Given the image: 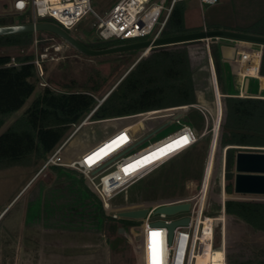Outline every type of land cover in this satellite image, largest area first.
I'll return each instance as SVG.
<instances>
[{"label":"rangeland","instance_id":"374dc122","mask_svg":"<svg viewBox=\"0 0 264 264\" xmlns=\"http://www.w3.org/2000/svg\"><path fill=\"white\" fill-rule=\"evenodd\" d=\"M118 1L119 0H90V8L99 12L100 16H104ZM219 1H224L222 4L228 5L227 2L230 0ZM153 2L167 6L170 0H153ZM5 5V2H0L1 11L5 8ZM184 5L186 8L185 21L188 27H199L203 24V21L205 24L214 21V23L219 24L217 27L228 29L234 26L231 24L232 22L235 23L237 19V8H228V6H220L219 8L203 6L200 8L197 0H186ZM16 15L17 13L4 12L0 13V18L4 20V24L17 25L18 19L15 17ZM239 18H241V15H239ZM29 20H27V22ZM92 23L93 20L87 17L82 20L74 30L68 33L78 42L94 45L99 41L97 40ZM41 33L36 35L41 37L50 36L49 33ZM54 39L56 42L40 46V49L48 55V60L42 64L43 75L39 77L40 80L36 92L26 102L21 111L8 121L6 126L28 107L33 97L43 87H50L59 92L86 90L93 96L97 103L98 101L104 100L134 64L150 53V51H148L143 55L144 50H137L133 54L124 52L100 57H89L76 52L59 38L54 37ZM214 42L215 45L219 44L217 43L219 41ZM212 43L211 40H208L187 45L169 46L166 48L170 50H187L190 55L193 56L192 58H194L193 60L195 61L194 64L199 65L198 63L203 56L204 50L206 51L208 59L210 53L209 46ZM57 46L60 47V50L56 52L54 48ZM40 49H37V51L39 52ZM1 54H9L13 58L26 54L33 55L34 57V48L31 45L24 50L17 48L2 49L0 50V55ZM247 67V72L256 76L257 66L247 65ZM199 74H203L204 76L203 72ZM248 79H251V77ZM255 79L257 81L253 84L257 89L252 91V93H260L261 95L259 96L264 97V80L257 79V77H255ZM234 80L237 82V79ZM96 86L97 90L93 91V88ZM231 86L233 88V85ZM202 88H205V86ZM233 92H235V87ZM248 92L241 93L245 95L248 94ZM241 93L238 92L234 94L240 95ZM201 95L204 97V94L201 93ZM213 95L212 100L211 98H205V101L201 98V103L205 106L199 105L205 107L210 113L208 117L212 125L211 130L208 129V132L211 134L208 144L205 142L198 143L202 136L207 133L208 121H204L202 116L195 111H189L186 117L187 120L185 118L182 120L183 123L194 124L198 127L199 132L203 129L202 133L198 135L197 142L199 144L197 148L203 150L201 155L199 154L198 162H196V167L199 169L198 178H189L192 174L187 173L186 176L188 180L180 184L184 186L185 196L183 199H172L170 193L182 188L172 186L174 183L173 172L180 169V166L183 167L187 160L190 161L189 153H187L188 150L170 161L165 171V177H167L168 174L172 176L173 181L168 179L169 182H173L170 183L169 187L168 185L158 187L157 184L160 181L158 178L150 180L148 184L154 185V187L148 188L150 198H147L148 200L140 204L125 206V209L151 208L170 202L184 200L186 198L189 199L198 193L210 153V146L212 144L213 132L211 131L212 128L215 127L216 98L215 94ZM219 99L221 103V97ZM198 112L200 113V111ZM182 115L185 117L186 111H182ZM162 120L163 119H158L154 121L155 123L142 124V131L156 127ZM131 123H133L131 120H115L111 122H96L90 120L77 132H75L77 125L72 127L67 131L63 139V141H65L74 133L62 151L63 159L65 161L78 160L82 154L91 150L109 136ZM178 128L179 126L175 124L168 125L166 128L161 129L137 146L136 149L153 143L171 134ZM217 142L218 141H216L215 145L216 149L213 157L212 174L209 182L206 205L210 196L209 194H211L210 192H212L215 187V177L219 172H221L220 178L222 187V165L223 161L225 162V149H220ZM90 161H92V158ZM43 163L44 162H39V164L33 168L13 167L0 170V212L22 190L24 185L33 178L28 186L19 193L16 199L7 208L5 217L0 221V264H17L18 257L23 260L25 255L36 263L47 262L46 258L49 253L47 254L48 251L45 248L44 250L41 249L42 242H39V234H36L33 238L28 236L21 238L20 226L25 216L29 218V216L32 215V217L37 216L36 220L32 219L33 223H35L34 225L45 227L52 223L48 220L54 218L55 214L64 225V248L61 254L68 258V264H140L138 228H135V226L125 228L118 225L115 233L108 234L106 223L98 214L97 203L90 195L93 193L89 189L83 176L76 171L66 168L59 171H53L51 168H47L41 172L40 169ZM193 163H195V161ZM201 170L203 173L202 177L200 173ZM165 177L164 180L166 179ZM226 185L227 181L224 180V186ZM223 196L224 198L220 196V209L214 217L219 218L221 216L222 199V202H224V216L221 217L224 218V242L228 264H264V233L254 231L232 214L235 210H241L246 206L264 207V196L237 195L234 194V192L232 194L225 193ZM115 208L121 209L123 207L117 205ZM229 213L231 215H228ZM41 218H43V220ZM217 224L215 244L218 248V245L221 246L222 242V228L220 222ZM135 225H138V223ZM29 243H33V246H35L32 253L24 252V245L20 246L21 244H25V246L29 247ZM19 246L22 248V250H20L21 253L18 251ZM44 246L45 245H43V247ZM39 250L41 251L40 253ZM59 261L61 262L63 260Z\"/></svg>","mask_w":264,"mask_h":264},{"label":"trees","instance_id":"16d2710c","mask_svg":"<svg viewBox=\"0 0 264 264\" xmlns=\"http://www.w3.org/2000/svg\"><path fill=\"white\" fill-rule=\"evenodd\" d=\"M251 8H237V16L243 13V20H238L233 31L246 35L264 37V0H253ZM184 3L177 2L166 26L162 37L184 35L202 31L199 29H187L184 26ZM17 25H25L30 22L27 14L16 15ZM27 20H29L27 22ZM0 18V27L9 26ZM207 30H218L217 26L206 24ZM40 34V33H38ZM55 38V35L49 34ZM33 33H22L0 36V50L17 48L27 49L32 45ZM209 46L213 60L217 86L221 95L222 117L219 126L218 144L220 149H225L224 187L226 194L233 193L234 159L238 152L264 153V98L227 96L220 64L218 46L214 41ZM89 49L99 50L124 44L121 41L97 42L87 45L79 42ZM198 43V42H191ZM185 43L183 45L191 44ZM259 52L261 47L252 45ZM130 54L135 51H130ZM259 56V55H257ZM187 50H170L166 47L152 48L148 56L140 59L122 77L116 86L109 92L107 97L98 106L91 117V121L113 120L132 116L148 111L187 107L185 119L189 111H195L205 121V118L191 105H203L201 98L213 99V87L208 66L206 51L199 60V65L194 64V58ZM12 57L9 54L0 55V170L13 167H33L39 162H44L54 149L63 141L65 134L72 127L78 125L83 118L97 105L95 99L88 91H55L50 87H43L31 100L28 107L19 116L6 126L8 121L18 114L26 102L34 95L39 84V75L35 66L31 63L33 55H19L15 58L17 66H7ZM204 73L199 74V73ZM258 75L264 77V47ZM204 79H203V77ZM205 86V88H202ZM97 90V86L93 91ZM204 94V97H202ZM200 94V95H199ZM187 120V119H186ZM207 133L202 136L200 143H209L211 137L212 122L207 116ZM187 122V121H186ZM205 123V122H204ZM198 136V127L188 123ZM204 128V127H203ZM209 129V130H208ZM196 143L189 153L190 161L187 160L183 167L168 174L165 177L169 162L160 166L143 179L134 183L126 190L118 193L110 200L113 210H127L125 206H133L148 200V188L154 187L148 184L150 180L160 179L159 186L182 187L170 193V197L183 199L184 186L180 185L188 180L187 173L192 174L189 178L197 179L199 169L196 162L201 155L202 149L197 148ZM203 148V147H200ZM195 161V163H193ZM187 168V170H186ZM190 168V169H189ZM53 171L63 168L53 166ZM180 170V171H179ZM202 177V170H201ZM164 177L166 178L164 180ZM221 172L216 175L215 187L209 194L205 214L216 216L220 209ZM163 178V179H162ZM168 179L172 181L169 182ZM166 181V183H165ZM164 183V184H163ZM97 203L98 214L106 223L108 234H113L118 225L121 227L136 226L140 222L113 219L102 209L100 201L94 194H90ZM153 197V196H152ZM148 198V199H147ZM117 205L123 208H115ZM251 229L264 233V207L246 206L232 213ZM228 215H231L230 213Z\"/></svg>","mask_w":264,"mask_h":264},{"label":"built area","instance_id":"2783aa9c","mask_svg":"<svg viewBox=\"0 0 264 264\" xmlns=\"http://www.w3.org/2000/svg\"><path fill=\"white\" fill-rule=\"evenodd\" d=\"M180 1L184 0H170L167 6H163L160 3L153 2V0H119L104 16H100L99 12L90 8V0H0V2L6 3L2 11L0 8V13L27 14L30 19L27 24L49 23L58 26L67 33L74 30L82 20L89 17L90 20H93L92 26L95 29L98 41H121L127 44L146 40L154 41L161 38L174 5ZM218 1L198 0L200 5L206 6H214ZM36 34L38 33H34L32 42L34 57L31 63L35 66L39 77H41L43 75L42 64L48 60V55L40 49V46L56 41L51 35L49 37H41ZM37 49H40V51L38 52ZM262 49L263 47L254 54H241L240 56L241 60L246 62V67L247 65H256L257 73L259 71ZM54 50L57 52L60 47L57 46ZM150 50H144L143 55ZM210 59L209 56V61ZM17 65L18 62L13 57L7 64V66ZM211 82L214 92V87H217L215 77L214 79L211 77ZM102 101H98L97 105L83 118L77 125L75 132L90 121ZM215 103V127L212 128L211 132H213V137L216 136L217 140L222 110L221 106H219V116L216 99ZM189 107L200 111L207 121V116L210 113L205 107L199 105H191ZM184 109H187V107L154 110L118 119L104 120L103 122L131 120L133 123L121 128L91 150L82 154L78 160L65 161L62 157V151L74 135L73 133L47 157L40 171L42 172L44 169L56 166L78 172L83 176L91 192L100 201L102 209L113 219H118L115 215L118 210H113L110 206V200L115 195L126 190L197 143L198 136L191 126L182 122L184 119L182 110ZM158 119H163L159 125L142 131V124L155 123L154 121ZM173 124L179 126V128L153 143L136 149L137 146L155 133ZM184 138H187V144L181 143ZM175 143H180L181 146L175 149V146H172ZM100 153L102 154L101 157L90 161L93 156ZM208 161L209 156L201 186L194 197L147 208L146 217L136 221L140 222L135 226V228H138L140 240V264H152V246L158 249L160 264H228L224 242V218L221 217L224 216V202H222V199L221 216L219 218L205 214L209 182L212 174L211 171L205 188ZM224 168L225 162L223 161L221 198H224L223 195L225 194ZM181 203L190 205L187 212H179L171 216L154 213L160 206ZM5 211L2 210L0 212V221ZM184 218L188 219L187 225L176 226L173 229L171 239H169L167 226ZM219 222L222 228V242L221 246L218 245L217 248L215 232ZM152 233H158L159 235L153 237Z\"/></svg>","mask_w":264,"mask_h":264},{"label":"water","instance_id":"95a60500","mask_svg":"<svg viewBox=\"0 0 264 264\" xmlns=\"http://www.w3.org/2000/svg\"><path fill=\"white\" fill-rule=\"evenodd\" d=\"M39 32L55 35L76 52L89 57H100L130 51L177 46L185 43L208 40H226L234 43H246L264 47V37L246 35L227 30H202L184 35L161 37L154 41H139L94 50L86 48L75 40L69 33L65 32L58 26L49 23L9 25L0 27V36ZM218 49L220 59L224 61H234L236 59L237 47L220 45L218 46ZM217 92V87H214L218 110H220V99L217 97ZM216 141V136H214L212 138L210 150L213 145H216ZM233 192L237 195L264 196V153L238 152L236 154L234 159ZM189 207L190 205L188 203L164 205L157 208L154 213L171 216L179 212H187ZM147 213V208H139L120 210L115 212V215L118 219L139 221L144 219ZM187 223V218L170 223L167 226L169 239H171L173 229L176 226H184L187 225Z\"/></svg>","mask_w":264,"mask_h":264},{"label":"crops","instance_id":"0c3cea01","mask_svg":"<svg viewBox=\"0 0 264 264\" xmlns=\"http://www.w3.org/2000/svg\"><path fill=\"white\" fill-rule=\"evenodd\" d=\"M185 1L186 0H184L183 3ZM251 1H253V0H230L229 2H227L228 5H223L222 3H224V1H218V3L216 5L207 6V7L219 8L220 6H228V8H251L250 7ZM197 2H198V0H197ZM198 5L200 8H202L203 6H206V5H200L199 2H198ZM184 8H185V5H184ZM185 14H186V8L184 10V26H185V28L194 29V30L202 28V30H207L206 26H205L206 24L204 23V21H203V24L199 27H188L186 25V21H185ZM240 15H241V18H239V16H236L237 19H236L235 23L232 22L231 25L235 26L237 24L238 20H243L245 18V16L243 17V15H245V13H243V14L240 13ZM209 24L214 25V26L219 25L217 23H214V21L209 22ZM234 26H232V27H234ZM218 30H224V29L220 28ZM215 41H219V42H217V43H219L217 46L229 45V46L237 47L236 59L234 61H224V60L220 59L222 75H223V80H224L225 90H226L227 96L264 98L262 96H259V95H261L260 93H258V94L252 93V91H255L257 89V87L254 86V84H253V83H255V81H257L255 79V77H257V79H262V80H264V77H260L257 73H256V76H253L252 73H250V72L248 73L247 72L248 67H246V62H243L240 58L241 54H246V55L252 54L255 51V48L251 44H246V43H234V42L226 41V40H215ZM209 56L211 58L210 53H209ZM208 63H209V70L211 68L210 74H212V76H214L216 79L215 68H214L212 58L209 61V57H208ZM210 63H212V65H210ZM256 70H257V68H256ZM249 77H251V79H248ZM234 79H237V82H235ZM216 82H217V80H216ZM236 83H237V88H236ZM231 85H233V88ZM234 87H235V92H233ZM217 89H218V86H217ZM238 92L239 93L248 92V94H245V95H243L242 93L240 95L234 94V93L237 94ZM218 93H219V91H218ZM250 93H251V95H250ZM220 106H221V103H220ZM33 167H36V166H33ZM44 170H46V169H44ZM32 179L29 180L24 185L22 190L28 186V184L32 181ZM19 193L5 206V208L3 210H7V208L16 199V197L19 195ZM5 215L6 214H4L3 217H5ZM36 217L37 216L32 217V215H30L29 218H28V216L25 219L23 218V220L21 221V226H20V229H21L20 234H22L21 238H25L26 236L33 238L36 234H39L38 235L39 236V242H42L41 249L44 250V248H45L48 251L47 254L49 253L47 255V258H46L47 262L36 263V262L32 261V259H30V257L25 255L23 260H21L20 257H18L17 264H68L69 263L68 258H66L63 254H61L62 250L64 248L63 236H64V232H65L64 231V225H63L62 221H59V219L57 218V216L55 214L54 218L48 220L52 223L46 225L45 227H41V226L38 227V225H34L35 223H33V221H32V219L36 220L37 219ZM41 219L43 220V218H41ZM29 244H30L29 247L25 246V244L20 245V246L24 245L23 249H24V252H26V253H32V251H34L33 249L35 246H33V243H29ZM43 245H45V246L43 247ZM20 246L18 248L19 252H20V250H22V248H20ZM40 250H39V253L41 252ZM59 260H63V261L60 262Z\"/></svg>","mask_w":264,"mask_h":264},{"label":"bare ground","instance_id":"6f19581e","mask_svg":"<svg viewBox=\"0 0 264 264\" xmlns=\"http://www.w3.org/2000/svg\"><path fill=\"white\" fill-rule=\"evenodd\" d=\"M252 45V44H251ZM257 46V45H256ZM261 47V46H260ZM213 68V67H212ZM210 70H211V68H210ZM211 75V74H210ZM211 77V76H210ZM212 77H214V76H212ZM214 79V78H213ZM218 90V89H217ZM219 91V90H218ZM217 95H218V97H220V94L217 92ZM216 98V97H215ZM217 112H218V115L220 116V110H218V108H217ZM181 143L182 144H184L183 143V140L181 141ZM177 144L178 143H175V144H173L172 146H175V149H177V148H179V147H177ZM180 144V143H179ZM181 145V144H180ZM215 149H216V146L215 145H213V147L211 148V150H210V155H209V161H208V164H207V170H206V176H205V188H206V186H207V182H208V180H209V177H210V174H211V171H212V166H213V157H214V153H215ZM103 153V152H102ZM102 156V154L100 153V154H98V155H95V156H93L92 157V160H94V159H96V158H99V157H101ZM143 162V161H142Z\"/></svg>","mask_w":264,"mask_h":264},{"label":"snow or ice","instance_id":"6c2138e0","mask_svg":"<svg viewBox=\"0 0 264 264\" xmlns=\"http://www.w3.org/2000/svg\"><path fill=\"white\" fill-rule=\"evenodd\" d=\"M183 143L184 144H187L188 143V140L187 138H184L183 140ZM181 145L178 143L177 144V147H180ZM153 237H156L158 236L159 234L158 233H152L151 234ZM152 250V264H160V259H159V252H158V249L154 246H152L151 248Z\"/></svg>","mask_w":264,"mask_h":264}]
</instances>
